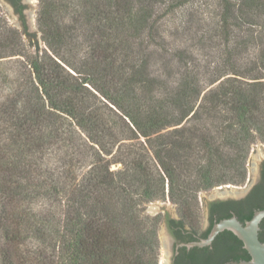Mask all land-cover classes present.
<instances>
[{"label": "trees", "instance_id": "1", "mask_svg": "<svg viewBox=\"0 0 264 264\" xmlns=\"http://www.w3.org/2000/svg\"><path fill=\"white\" fill-rule=\"evenodd\" d=\"M38 1L44 48L0 15V264H159L146 205L188 219L264 144V0H217L224 69L204 93L195 63L153 70L148 0Z\"/></svg>", "mask_w": 264, "mask_h": 264}, {"label": "flooded vegetation", "instance_id": "2", "mask_svg": "<svg viewBox=\"0 0 264 264\" xmlns=\"http://www.w3.org/2000/svg\"><path fill=\"white\" fill-rule=\"evenodd\" d=\"M0 1L11 8L21 22L19 25L23 30V27H26L29 2ZM261 152L260 158L252 164L245 183L215 189L214 194L204 195L201 197L202 202L186 220L181 218L177 208L174 214L168 212L161 216L159 264H240L243 261L240 259L243 245L239 248L234 246L232 236L235 235L229 230L218 233L209 244L203 242L219 221L235 216L239 222L245 224L240 220L241 213L248 215L264 206V146H261ZM258 236L264 243V219L260 224Z\"/></svg>", "mask_w": 264, "mask_h": 264}, {"label": "rangeland", "instance_id": "3", "mask_svg": "<svg viewBox=\"0 0 264 264\" xmlns=\"http://www.w3.org/2000/svg\"><path fill=\"white\" fill-rule=\"evenodd\" d=\"M36 3V10L34 14V26L38 32L36 24V16L38 11V0H33ZM150 4V11H152L153 18L157 21V36L154 39L151 49L153 70L168 78V73L172 78L179 76V72L183 70L182 62L187 64L195 63L200 72L202 80L203 93L211 88V83L224 68L222 66L224 60V45L222 39L216 34L214 30L219 13V5L217 0H148ZM0 15L5 19L8 26L18 29L7 16L4 8L0 4ZM19 30V29H18ZM39 46L44 48L40 40V33L38 32ZM27 44V43H26ZM180 52L188 54L187 60L183 61ZM252 50L244 53L242 58L237 60L238 72H244L250 65V60L253 57ZM193 59V61H190ZM231 76V75H228ZM199 103V102H198ZM264 146L262 143L253 145L249 159L247 161V170H250L251 156L255 154V149ZM248 177V174H247ZM247 180V179H246ZM246 182V181H245ZM237 185H222L215 187L209 191L203 192L204 195L209 196L214 194L215 189L222 187H232ZM198 199L201 203L202 192L199 193ZM152 203L165 204L176 209L168 200L155 201ZM151 204V203H149ZM148 207L145 208V213ZM150 215V214H149ZM163 215L162 211H157L151 216ZM161 240V239H160ZM163 251V250H162ZM161 254V251H160ZM163 261V256H162Z\"/></svg>", "mask_w": 264, "mask_h": 264}, {"label": "water", "instance_id": "4", "mask_svg": "<svg viewBox=\"0 0 264 264\" xmlns=\"http://www.w3.org/2000/svg\"><path fill=\"white\" fill-rule=\"evenodd\" d=\"M29 2L26 14V31L29 34H36L37 39L38 32L34 26V14L36 10V3L33 0H27ZM0 4L4 8L7 16L9 17L12 24H14L19 30L22 31L20 28V21L17 19L16 15L12 12L11 8L5 6L1 1ZM27 44L30 41L27 37H24ZM262 155L261 149L257 147L255 149V154L251 156L250 161V169L252 164L256 163L257 160ZM202 195L204 196L203 192ZM220 198H227V196H220ZM148 209L146 211L149 212L150 215H153L157 211H162L163 215L165 213L174 214V210L165 204L159 203H151L146 205ZM264 219V209L256 211L253 213L250 220H248L245 224L239 222V220L232 216L228 219H223L215 224L209 234V237L203 242V244H209L213 238L220 232L224 230L231 231L239 240L242 241L243 247L248 252L250 259L248 261H241L240 264H264V243L259 240V231H260V224ZM162 235H160L161 237Z\"/></svg>", "mask_w": 264, "mask_h": 264}]
</instances>
